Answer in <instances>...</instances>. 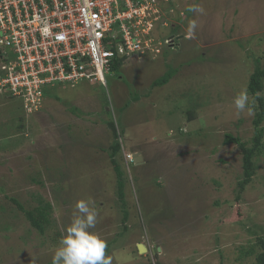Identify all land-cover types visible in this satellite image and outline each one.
I'll return each mask as SVG.
<instances>
[{
    "label": "rangeland",
    "instance_id": "374dc122",
    "mask_svg": "<svg viewBox=\"0 0 264 264\" xmlns=\"http://www.w3.org/2000/svg\"><path fill=\"white\" fill-rule=\"evenodd\" d=\"M196 4L204 15L189 10ZM179 6L185 22L157 30L178 35V49L165 47L156 59L131 56L107 77V88L67 86L32 114L0 89V264H52L76 203L89 199L99 213L93 231L106 241L111 264H256L264 238V135L257 172L241 194L243 156L224 141L232 135L253 146L260 104L248 83L264 68V0ZM192 20L198 28L189 37ZM167 72V84L153 87ZM241 91L250 113L236 112ZM57 97L61 108L49 109ZM258 97L264 100V81ZM23 116L26 128L18 126ZM117 143L125 206L110 161ZM130 153L144 163L127 165ZM13 200L26 210L41 200L52 205L45 234ZM139 244L148 252L139 254Z\"/></svg>",
    "mask_w": 264,
    "mask_h": 264
},
{
    "label": "built area",
    "instance_id": "2783aa9c",
    "mask_svg": "<svg viewBox=\"0 0 264 264\" xmlns=\"http://www.w3.org/2000/svg\"><path fill=\"white\" fill-rule=\"evenodd\" d=\"M182 0H0V89L27 114L42 110L46 90L81 83L107 88L116 61L158 55V40ZM183 16V13H180ZM126 164L133 154H126Z\"/></svg>",
    "mask_w": 264,
    "mask_h": 264
},
{
    "label": "clouds",
    "instance_id": "9594fccd",
    "mask_svg": "<svg viewBox=\"0 0 264 264\" xmlns=\"http://www.w3.org/2000/svg\"><path fill=\"white\" fill-rule=\"evenodd\" d=\"M189 10L197 15H204L206 13L205 8L200 4L193 5ZM181 12L183 16L180 15ZM186 17V11L182 9V7H179L177 14L171 17V28H175L174 30H176L178 26H180L176 21L179 19L181 23H184ZM161 26L162 25L157 27L155 31V36L158 40L164 41L165 39H171L173 41V46L165 45L161 50L163 51L165 47L177 50L178 45L175 44V42H177L180 37L174 35V33H171L167 37L160 36L161 34H158L157 30L162 31L164 28ZM165 28H170V26ZM197 28L198 24L195 20L189 22L187 28L189 37L195 36ZM185 38H187V36H185ZM160 54H162V52ZM160 54L151 55L147 58L156 59ZM234 106L238 114L246 110L249 113L251 112L247 92L241 91L235 97ZM98 216L99 213L93 206V201L91 199L79 200L76 203L72 223L67 228V234L61 238L59 246L55 250L52 264H111L112 258L106 255V241L101 238L98 233L93 231L98 223Z\"/></svg>",
    "mask_w": 264,
    "mask_h": 264
},
{
    "label": "trees",
    "instance_id": "16d2710c",
    "mask_svg": "<svg viewBox=\"0 0 264 264\" xmlns=\"http://www.w3.org/2000/svg\"><path fill=\"white\" fill-rule=\"evenodd\" d=\"M124 61L119 60L116 61L112 67L113 72H118L121 70V67L123 65ZM172 75L170 72H167L166 75L155 82L153 84V87L157 86H163L167 84V82L170 80ZM263 81H264V68L257 67L256 70L253 72V74L250 76L249 83H248V93L253 96L257 97L259 100V112L256 115V118L254 120V126H255V137L253 139V146H248L247 143L243 142L240 138H236L232 135H227L226 139L224 141L225 145L235 144L238 146L239 150L241 151V154L243 156L242 158V180L237 184V192L239 194L243 193L247 185H249L256 172H257V165H256V159L257 156L260 153V147L262 145L264 130L262 128V122L264 120V100L260 97H258V94L262 92L263 90ZM45 94L48 97H52L53 95H57L54 88L51 90H46ZM59 100V99H58ZM26 117L23 116L19 120V127L26 128ZM114 125H111L110 127L113 129ZM115 136H118L115 131ZM120 152V144H115L112 149V154L110 156L111 164L113 165L114 173L117 177V184H118V193L117 197L119 198L120 202H122L123 206L126 205V194H125V179H124V171L122 169V166L118 163V160L116 159V156ZM45 168V167H44ZM40 183V182H39ZM42 185V183H41ZM18 208L24 212L26 219L30 223V225L38 231L40 234H45L47 228L52 224L51 223V212H52V205L46 204L45 206L42 205V200L40 201L39 205L36 208L26 210L20 205L17 201L13 200ZM129 219V212L124 211L123 214V223H126ZM127 226L125 230H127ZM249 234H256L255 231H247ZM257 247H259L260 252L256 255V264H264V238H258L257 240Z\"/></svg>",
    "mask_w": 264,
    "mask_h": 264
},
{
    "label": "water",
    "instance_id": "95a60500",
    "mask_svg": "<svg viewBox=\"0 0 264 264\" xmlns=\"http://www.w3.org/2000/svg\"><path fill=\"white\" fill-rule=\"evenodd\" d=\"M143 163V157L140 153H136L134 154V160H133V164L134 165H140ZM138 251L139 254H144L147 253V247L143 244H139L138 245Z\"/></svg>",
    "mask_w": 264,
    "mask_h": 264
},
{
    "label": "crops",
    "instance_id": "0c3cea01",
    "mask_svg": "<svg viewBox=\"0 0 264 264\" xmlns=\"http://www.w3.org/2000/svg\"><path fill=\"white\" fill-rule=\"evenodd\" d=\"M62 90H63V88H58V89H55V91H56V93L57 94H59V93H61L62 92ZM58 99H60V97H57ZM57 98H55L56 99V101L54 102V103H52V101L51 100H49L48 102H47V105L49 106V104L51 103V106H49L50 108L49 109H51V107H53V108H61V105H59L58 103H57V101H58V99ZM77 101H78V99H77ZM69 120V119H68ZM70 121V120H69ZM17 122V121H16ZM19 126V125H18ZM142 155V154H141ZM143 157V156H142ZM143 160H144V157H143ZM144 163V162H143Z\"/></svg>",
    "mask_w": 264,
    "mask_h": 264
},
{
    "label": "flooded vegetation",
    "instance_id": "af4514ba",
    "mask_svg": "<svg viewBox=\"0 0 264 264\" xmlns=\"http://www.w3.org/2000/svg\"><path fill=\"white\" fill-rule=\"evenodd\" d=\"M2 56H3V50H2V48H0V59Z\"/></svg>",
    "mask_w": 264,
    "mask_h": 264
}]
</instances>
